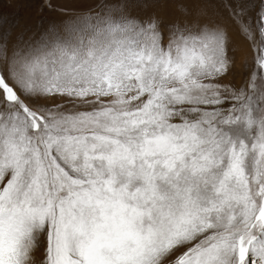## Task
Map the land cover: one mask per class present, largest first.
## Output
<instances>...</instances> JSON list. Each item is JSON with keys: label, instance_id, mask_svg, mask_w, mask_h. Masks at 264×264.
Here are the masks:
<instances>
[{"label": "snow or ice", "instance_id": "1", "mask_svg": "<svg viewBox=\"0 0 264 264\" xmlns=\"http://www.w3.org/2000/svg\"><path fill=\"white\" fill-rule=\"evenodd\" d=\"M0 264H264V0H0Z\"/></svg>", "mask_w": 264, "mask_h": 264}, {"label": "rangeland", "instance_id": "2", "mask_svg": "<svg viewBox=\"0 0 264 264\" xmlns=\"http://www.w3.org/2000/svg\"><path fill=\"white\" fill-rule=\"evenodd\" d=\"M5 11H10V9H8L7 6H5ZM21 14L23 15L22 10H21ZM35 19H36V16H35V14H34V15H33V20H35Z\"/></svg>", "mask_w": 264, "mask_h": 264}]
</instances>
